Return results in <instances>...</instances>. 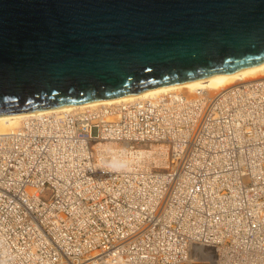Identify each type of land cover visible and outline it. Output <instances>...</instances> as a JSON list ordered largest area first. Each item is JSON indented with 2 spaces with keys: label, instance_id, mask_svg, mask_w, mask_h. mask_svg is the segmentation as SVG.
Masks as SVG:
<instances>
[{
  "label": "built area",
  "instance_id": "obj_1",
  "mask_svg": "<svg viewBox=\"0 0 264 264\" xmlns=\"http://www.w3.org/2000/svg\"><path fill=\"white\" fill-rule=\"evenodd\" d=\"M196 99L136 101L115 121V107L34 115L0 133V264H264V78ZM102 143H158L168 163L100 165Z\"/></svg>",
  "mask_w": 264,
  "mask_h": 264
},
{
  "label": "water",
  "instance_id": "obj_2",
  "mask_svg": "<svg viewBox=\"0 0 264 264\" xmlns=\"http://www.w3.org/2000/svg\"><path fill=\"white\" fill-rule=\"evenodd\" d=\"M264 63V0H0V115Z\"/></svg>",
  "mask_w": 264,
  "mask_h": 264
},
{
  "label": "bare ground",
  "instance_id": "obj_3",
  "mask_svg": "<svg viewBox=\"0 0 264 264\" xmlns=\"http://www.w3.org/2000/svg\"><path fill=\"white\" fill-rule=\"evenodd\" d=\"M257 78H264V63L213 77L179 82L132 95L113 97V98L96 100L87 103L66 105V106L49 108V109H40L30 112H20L14 114L0 115V133H7L10 130L13 131L17 129L21 124L15 128L13 127L18 125L20 122L22 123V121L34 115L61 113L68 111L70 112H79L85 110L91 111L98 107H106L107 110H110V108H114V107L117 108L118 109L117 116L111 115L108 117L109 120L115 121L117 120V118L119 119V117L122 115L123 110L121 109L123 106H127V104H131L136 101H144L148 99H161L162 97L165 96H170V95L178 96L181 94L185 95L186 98H188V100L191 99L193 100V98H197L196 101H203L205 97H211V98L216 97L218 92L222 91V89H225L226 87L230 88L231 86L237 84L238 82H242V81L248 82ZM185 90L187 91L186 92L187 94L183 93ZM149 145H154V147H158L156 145H160V144L149 143L146 145L141 144L136 147H129L128 143H123V144L102 143L95 147L96 148L95 157L100 165H107L116 168H125L126 167L125 164H129L128 167L145 168V166L141 165L143 164L145 158L147 160L148 159L150 160L154 157L155 154L154 148L149 150L142 148L144 146H149ZM130 212L131 213L123 210V212L117 218L126 221L128 224L132 222H136L137 219L133 217V214H137L138 212L132 210ZM107 221L112 226L117 223L116 218H112V217H109ZM94 223H95V219L93 220L86 219L85 227L87 226L88 228ZM71 226L77 227L81 230L82 224L72 223Z\"/></svg>",
  "mask_w": 264,
  "mask_h": 264
},
{
  "label": "rangeland",
  "instance_id": "obj_4",
  "mask_svg": "<svg viewBox=\"0 0 264 264\" xmlns=\"http://www.w3.org/2000/svg\"><path fill=\"white\" fill-rule=\"evenodd\" d=\"M186 92L187 91L185 90L183 93H186ZM20 124H21V122L18 125L14 126L13 128L19 126ZM156 146H158V147H154V145H149V146L142 147V148L148 149V150L154 148L155 149V154H154V157L152 159H150V160L149 159L147 160L145 158V160L143 161V164H141V165L145 166V168H148V169H153L155 171H161V170H164L165 166L167 165V159H168L167 153H168V150H167L166 146H163V147L161 145H156ZM144 163H145V165H144ZM125 165H126V167L129 166V164H125Z\"/></svg>",
  "mask_w": 264,
  "mask_h": 264
}]
</instances>
